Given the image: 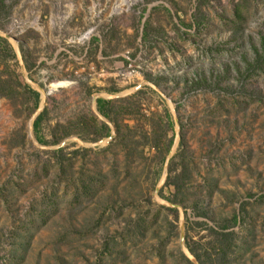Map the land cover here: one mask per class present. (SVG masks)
<instances>
[{
    "label": "rangeland",
    "instance_id": "1",
    "mask_svg": "<svg viewBox=\"0 0 264 264\" xmlns=\"http://www.w3.org/2000/svg\"><path fill=\"white\" fill-rule=\"evenodd\" d=\"M0 36V264H264V0H0Z\"/></svg>",
    "mask_w": 264,
    "mask_h": 264
},
{
    "label": "trees",
    "instance_id": "2",
    "mask_svg": "<svg viewBox=\"0 0 264 264\" xmlns=\"http://www.w3.org/2000/svg\"><path fill=\"white\" fill-rule=\"evenodd\" d=\"M200 23H201L200 19L196 20L197 25H199ZM150 29H151V27L149 26V24L144 26V30H143L144 31V38L147 39L150 36ZM20 52H21L22 59H23L24 65H25V69L28 72H31L33 67H34V64L31 63V61L29 60L27 50L23 46H20ZM263 54H264V52H263ZM261 56H262V54H258V57H261ZM16 64H17V55L14 52V49L12 48V46L10 45V43L7 39L0 36V66L5 67L9 71V73L11 74V75L9 74L10 76H5V77L0 76V97L12 99L13 97H15V95H17L19 93L18 90L16 89V87L13 86V83H17V82L20 83L19 80L17 79L16 74H15L16 72H15L14 66ZM11 67H12V69H11ZM252 67H253L252 64L248 65L249 70H251ZM0 75H1V73H0ZM146 79L150 82L156 83L150 77H146ZM24 88L33 97L34 110L37 109L39 106V102H40V94L37 91L33 90L27 84L24 86ZM96 109H97L99 116L104 118L107 122L99 119V117H97L96 115H92L90 125L94 126L96 128V131L93 134H89V135H92L93 137H91V138L86 137L85 138V139H87V141L90 140L92 142H97V141L101 140L102 138L110 137L111 131H112L110 124H112V126L115 130V140L124 136L123 132H122V128H121L122 126H121V124H119L117 122L118 120L115 117V115H117V113L114 110V100H107V99H103V98H98L96 100ZM46 112L47 111L45 109L36 118V120L33 123V128H34L36 139L41 144L46 143L44 141V139L40 136L41 125L44 121V117H45ZM82 121L86 125L87 121H84V118L80 120V122H82ZM87 125H88V123H87ZM171 126H172V123H171ZM68 135H69V133L64 134L61 138L56 139V140L52 141L51 143L53 145H56L64 137H66ZM171 146H172V139H170V141H169L167 152L170 151ZM62 152H63V149H58V150L54 151V153H56V154L62 153ZM170 172H171V170L169 168V173ZM167 180H170L169 176H168ZM222 229H227V228H222ZM228 236L230 237V236H232V234L226 233L222 237L224 239L225 237H228ZM188 250H189L190 254L197 261H199L200 264H204L201 257L190 246H188ZM186 261L188 264H193L188 258H186Z\"/></svg>",
    "mask_w": 264,
    "mask_h": 264
},
{
    "label": "water",
    "instance_id": "3",
    "mask_svg": "<svg viewBox=\"0 0 264 264\" xmlns=\"http://www.w3.org/2000/svg\"><path fill=\"white\" fill-rule=\"evenodd\" d=\"M97 113H98V112H97ZM112 139H113V136H111V137L109 138V140H112ZM171 206H172V207H177L176 205H172V204H171ZM180 239H181V241H180V242H181V248L184 249V244H183V241H184V230H183V227H182V229H181V236H180ZM188 254H189V257H190L191 261H193L194 264H200L199 261H197L194 257L191 256L190 253H188Z\"/></svg>",
    "mask_w": 264,
    "mask_h": 264
}]
</instances>
